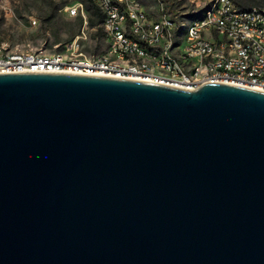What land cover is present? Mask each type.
Segmentation results:
<instances>
[{"label":"water","instance_id":"obj_1","mask_svg":"<svg viewBox=\"0 0 264 264\" xmlns=\"http://www.w3.org/2000/svg\"><path fill=\"white\" fill-rule=\"evenodd\" d=\"M0 264H264V90L0 73Z\"/></svg>","mask_w":264,"mask_h":264},{"label":"built area","instance_id":"obj_2","mask_svg":"<svg viewBox=\"0 0 264 264\" xmlns=\"http://www.w3.org/2000/svg\"><path fill=\"white\" fill-rule=\"evenodd\" d=\"M108 51L84 55L89 16L83 2L69 9L84 25L64 52L12 51L0 35V73L70 71L197 88L224 82L264 90V9H241L235 0H188L192 11L157 0L158 14L139 0H93Z\"/></svg>","mask_w":264,"mask_h":264},{"label":"rangeland","instance_id":"obj_3","mask_svg":"<svg viewBox=\"0 0 264 264\" xmlns=\"http://www.w3.org/2000/svg\"><path fill=\"white\" fill-rule=\"evenodd\" d=\"M152 14H158L157 0H139ZM83 2L89 16L87 39L80 40L84 55H105L108 45L99 27L93 0H0V35L12 51L45 53L64 52L73 45L84 25L83 18L71 16L69 9ZM173 7L192 11L188 0H165ZM264 8V7H263Z\"/></svg>","mask_w":264,"mask_h":264},{"label":"trees","instance_id":"obj_4","mask_svg":"<svg viewBox=\"0 0 264 264\" xmlns=\"http://www.w3.org/2000/svg\"><path fill=\"white\" fill-rule=\"evenodd\" d=\"M236 4L243 10H250L253 8H260V9H264V0H235ZM96 8V14L99 17V25L102 23L103 21V16L99 10V8L97 6H95Z\"/></svg>","mask_w":264,"mask_h":264},{"label":"bare ground","instance_id":"obj_5","mask_svg":"<svg viewBox=\"0 0 264 264\" xmlns=\"http://www.w3.org/2000/svg\"><path fill=\"white\" fill-rule=\"evenodd\" d=\"M257 89V88H256Z\"/></svg>","mask_w":264,"mask_h":264}]
</instances>
